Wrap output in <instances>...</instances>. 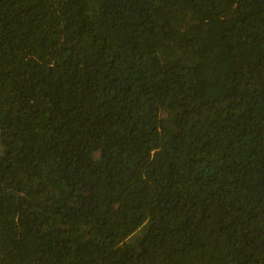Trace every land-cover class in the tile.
<instances>
[{"label":"trees","instance_id":"16d2710c","mask_svg":"<svg viewBox=\"0 0 264 264\" xmlns=\"http://www.w3.org/2000/svg\"><path fill=\"white\" fill-rule=\"evenodd\" d=\"M0 264H264V0H0Z\"/></svg>","mask_w":264,"mask_h":264}]
</instances>
